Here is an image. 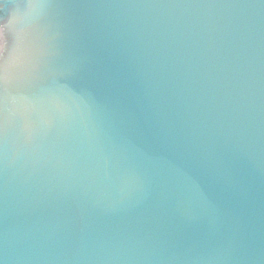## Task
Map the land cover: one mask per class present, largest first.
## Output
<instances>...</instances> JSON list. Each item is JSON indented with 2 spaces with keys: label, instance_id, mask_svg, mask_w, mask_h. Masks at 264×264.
Masks as SVG:
<instances>
[{
  "label": "water",
  "instance_id": "1",
  "mask_svg": "<svg viewBox=\"0 0 264 264\" xmlns=\"http://www.w3.org/2000/svg\"><path fill=\"white\" fill-rule=\"evenodd\" d=\"M0 264H264V0H0Z\"/></svg>",
  "mask_w": 264,
  "mask_h": 264
}]
</instances>
